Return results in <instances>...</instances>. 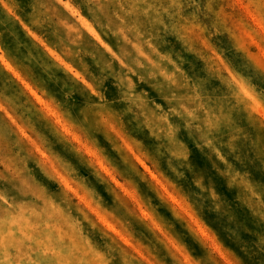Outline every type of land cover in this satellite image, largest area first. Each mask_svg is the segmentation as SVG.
<instances>
[{"label": "clouds", "instance_id": "obj_1", "mask_svg": "<svg viewBox=\"0 0 264 264\" xmlns=\"http://www.w3.org/2000/svg\"><path fill=\"white\" fill-rule=\"evenodd\" d=\"M0 264H264V0H0Z\"/></svg>", "mask_w": 264, "mask_h": 264}, {"label": "rangeland", "instance_id": "obj_2", "mask_svg": "<svg viewBox=\"0 0 264 264\" xmlns=\"http://www.w3.org/2000/svg\"><path fill=\"white\" fill-rule=\"evenodd\" d=\"M125 191L127 192V189H125ZM130 195H133L134 196V194H131V193H130Z\"/></svg>", "mask_w": 264, "mask_h": 264}]
</instances>
